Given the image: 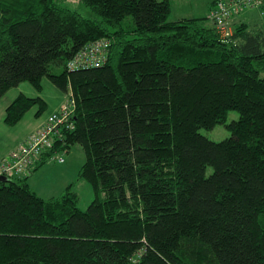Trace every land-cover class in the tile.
Instances as JSON below:
<instances>
[{
	"label": "trees",
	"instance_id": "trees-1",
	"mask_svg": "<svg viewBox=\"0 0 264 264\" xmlns=\"http://www.w3.org/2000/svg\"><path fill=\"white\" fill-rule=\"evenodd\" d=\"M63 1L0 0V100L47 77L77 103L29 173L0 176V264H264V22L224 42L208 16L172 21L170 0H81L91 16ZM103 38L105 65L68 69ZM35 106L48 103L19 93L5 124ZM218 124L231 136L201 133ZM73 145L86 210L74 183L48 200L29 183Z\"/></svg>",
	"mask_w": 264,
	"mask_h": 264
},
{
	"label": "rangeland",
	"instance_id": "rangeland-1",
	"mask_svg": "<svg viewBox=\"0 0 264 264\" xmlns=\"http://www.w3.org/2000/svg\"><path fill=\"white\" fill-rule=\"evenodd\" d=\"M219 0H172L173 11L170 19L176 21L184 18H201L206 17L207 11ZM63 4L72 10L78 11L85 16H91L90 10L81 2V0H65ZM212 5V6H211ZM254 14L257 23H262L263 19L260 15V8H248L239 17L233 20V25L241 21L249 23V15ZM132 19V18H129ZM254 23L251 22V25ZM43 89L41 92L36 91L30 83L23 82L19 86L12 88L7 92L6 97L0 101V108L8 102L13 101L19 93H24L29 97L40 96L48 102L49 108L40 115L46 117L51 109L54 96L58 93H63L55 86L49 78L45 77L42 81ZM64 94V93H63ZM38 107L35 106L26 114V120L31 118L37 112ZM4 116L0 114V150L5 146L12 145V134L16 133L20 137L23 136L24 123H19L14 126H9L4 122ZM240 114L237 111H231L226 123L239 119ZM34 118V117H33ZM39 129V128H38ZM201 133L214 141H221L231 136V132L225 124H218L211 130L202 129ZM65 154L66 162L59 164L56 161H47L37 168L33 174L38 172L36 177L31 181L32 189L43 199H50L52 195L60 196L65 192L66 185L75 181L73 190L78 194V207L86 210L94 199L92 186L84 181H77L79 169L85 162V153L80 145H73ZM211 171V169H209ZM32 175L29 176V181ZM30 183V182H29Z\"/></svg>",
	"mask_w": 264,
	"mask_h": 264
},
{
	"label": "built area",
	"instance_id": "built-area-1",
	"mask_svg": "<svg viewBox=\"0 0 264 264\" xmlns=\"http://www.w3.org/2000/svg\"><path fill=\"white\" fill-rule=\"evenodd\" d=\"M261 0H219L209 10V21L215 27L220 39L226 42L234 35L233 20L248 8H260ZM264 20V10L260 11ZM108 39L89 43L69 63L68 69L79 70L100 67L107 63L109 54ZM76 99L72 92L67 93L61 106L49 114L44 124L30 133L0 160V176L22 177L29 173L45 155L51 151L56 141L63 140L64 133L73 129V115ZM68 151H58L49 161L65 162Z\"/></svg>",
	"mask_w": 264,
	"mask_h": 264
},
{
	"label": "crops",
	"instance_id": "crops-1",
	"mask_svg": "<svg viewBox=\"0 0 264 264\" xmlns=\"http://www.w3.org/2000/svg\"><path fill=\"white\" fill-rule=\"evenodd\" d=\"M170 2H171V14H172V9H173V3H172V0H170ZM208 12H209V10L207 11V14H206V16L208 15ZM170 17H171V15H170ZM257 17V16H256ZM256 17H255V15L253 14H250L249 15V24L251 25V22H253L254 21V23H255V19H256ZM192 18H194V17H192ZM180 20V19H179ZM10 91V90H9ZM8 91V92H9ZM66 95L67 94H63V93H57L55 96H54V98H53V101H52V106H53V108L51 109V111L49 112V114L50 113H52L53 111H55L56 109H58L60 106H61V104L65 101V99H66ZM6 97V95L2 98V99H4ZM0 100V101H4V100ZM14 100V99H13ZM12 101H10V102H8L5 106H3L2 108H0V114H1V116H4L3 118H5V111H6V108H7V106L11 103ZM47 102V101H46ZM1 103V102H0ZM48 103V102H47ZM49 105V104H48ZM48 108H49V106H48ZM49 114L46 116V117H40V116H36V113H35V115L34 116H32L31 118H29V119H27L26 120V117H24V119L21 121V123H24V128H23V136L22 137H20L19 135H17L16 133H14V134H12V145H7V146H5L3 149H1L0 150V160L6 155V154H8V152L12 149V148H14L18 143H20V142H22V141H24V139H26L27 138V136L30 134V133H32L33 131H35V130H37L38 128H40L43 124H44V122L47 120V118H48V116H49ZM34 117V118H33ZM20 123V122H19ZM18 123V124H19ZM69 152V154H70V152H71V150L70 151H68ZM65 162H66V157H65ZM64 162V163H65ZM59 164H62V163H59ZM79 171H80V169H79ZM79 171H78V175H79ZM38 174V172H36L35 174H32V177H31V179H30V185H31V181L36 177V175ZM78 175H77V181H79V179H78ZM72 183H76L75 181H71V183H69L68 185H70V184H72ZM68 185H66L65 187H67ZM76 192V191H75ZM78 195V194H77ZM56 195H52L51 196V198L52 197H55Z\"/></svg>",
	"mask_w": 264,
	"mask_h": 264
}]
</instances>
